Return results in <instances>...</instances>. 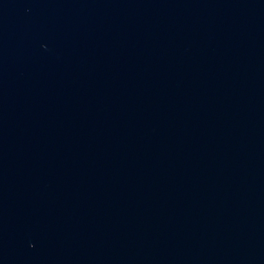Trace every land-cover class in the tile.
Returning a JSON list of instances; mask_svg holds the SVG:
<instances>
[{
  "label": "water",
  "instance_id": "obj_1",
  "mask_svg": "<svg viewBox=\"0 0 264 264\" xmlns=\"http://www.w3.org/2000/svg\"><path fill=\"white\" fill-rule=\"evenodd\" d=\"M0 264H264V0H0Z\"/></svg>",
  "mask_w": 264,
  "mask_h": 264
}]
</instances>
